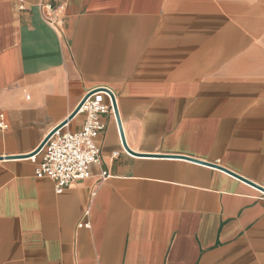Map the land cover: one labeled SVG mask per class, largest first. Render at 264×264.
<instances>
[{
	"label": "crops",
	"instance_id": "crops-1",
	"mask_svg": "<svg viewBox=\"0 0 264 264\" xmlns=\"http://www.w3.org/2000/svg\"><path fill=\"white\" fill-rule=\"evenodd\" d=\"M246 6L0 0V264H264V191L218 168L264 188V40ZM97 86L131 152L105 113L100 161L56 193L31 156Z\"/></svg>",
	"mask_w": 264,
	"mask_h": 264
},
{
	"label": "built area",
	"instance_id": "built-area-1",
	"mask_svg": "<svg viewBox=\"0 0 264 264\" xmlns=\"http://www.w3.org/2000/svg\"><path fill=\"white\" fill-rule=\"evenodd\" d=\"M23 8L24 6L21 5L20 9ZM63 11L61 4L55 6L45 3L43 4L42 17L49 26L61 27L60 14ZM101 87L103 86L93 87L86 92V94H90L75 115L84 114L79 130L65 129L66 123L62 128L53 132L39 151L31 156L35 161V155H41L35 167V176L38 178L49 177L54 183L56 193H60L75 180L87 178L89 165L100 161V148L96 143V138L105 127L101 117L105 113H109L116 120L112 103V94L115 98L114 92L108 88L112 93L110 94ZM5 126L3 122H0V128ZM117 154L118 152L113 153L114 156ZM108 176L106 171H102L100 181ZM83 225L89 226L88 223L83 224L82 222H79L77 226Z\"/></svg>",
	"mask_w": 264,
	"mask_h": 264
},
{
	"label": "rangeland",
	"instance_id": "rangeland-1",
	"mask_svg": "<svg viewBox=\"0 0 264 264\" xmlns=\"http://www.w3.org/2000/svg\"><path fill=\"white\" fill-rule=\"evenodd\" d=\"M246 1L247 6L239 16L240 20L264 40V0Z\"/></svg>",
	"mask_w": 264,
	"mask_h": 264
},
{
	"label": "water",
	"instance_id": "water-1",
	"mask_svg": "<svg viewBox=\"0 0 264 264\" xmlns=\"http://www.w3.org/2000/svg\"><path fill=\"white\" fill-rule=\"evenodd\" d=\"M101 89H103V90L109 92L110 94H112L111 91H110L107 87H101ZM89 94H90V93L86 94V95L81 99V101L78 103V105L75 107V109L70 113V115H69L64 121H62L61 123H59L58 125H56V126H55V127L49 132V134L44 138V140L41 142V144L38 146V148L34 151V153H36V152L39 151V149L43 146V144L45 143V141L47 140V138H48L53 132H55L56 130L62 128V127L68 122V120H70L71 118H73V117L77 114L79 108L81 107V105L83 104V102L85 101V99L88 97ZM112 103H113V108H114L115 118H116V122H117V126H118V130H119V134H120V138H121L122 145H123V147H124L126 150H128L129 152H131V151L129 150V148H128L126 142H125V138H124V134H123V129H122V125H121V120H120V117H119V113H118V109H117V104H116V101H115V98H114L113 94H112ZM199 162H201V161H199ZM212 166H216V167H217V165H212ZM218 168H221V169L227 171L228 173H230V174H232V175H234V176H236V177H238V178H240V179L246 181L247 183H249V184H251V185H253V186L259 188L260 190L264 191V188H263V187H261V186L255 184V183H252V182L248 181L247 179H244L243 177H241V176H239V175L233 173L232 171H229L228 169H226V168H224V167H218Z\"/></svg>",
	"mask_w": 264,
	"mask_h": 264
}]
</instances>
